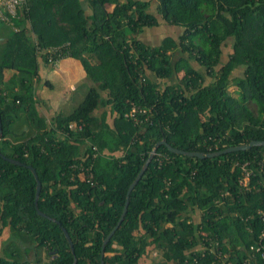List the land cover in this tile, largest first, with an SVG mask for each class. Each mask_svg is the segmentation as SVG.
<instances>
[{"label":"trees","instance_id":"trees-1","mask_svg":"<svg viewBox=\"0 0 264 264\" xmlns=\"http://www.w3.org/2000/svg\"><path fill=\"white\" fill-rule=\"evenodd\" d=\"M0 22V264H101L161 138L203 152L264 139V0H24ZM163 22L174 34L140 36ZM64 56L91 85L48 122L34 80ZM27 164L38 208L56 220L38 213ZM260 208L264 145L198 157L159 144L103 262L143 264L152 244L162 264H264Z\"/></svg>","mask_w":264,"mask_h":264},{"label":"crops","instance_id":"crops-1","mask_svg":"<svg viewBox=\"0 0 264 264\" xmlns=\"http://www.w3.org/2000/svg\"><path fill=\"white\" fill-rule=\"evenodd\" d=\"M0 22V49L4 45L5 42V34L7 31V26ZM13 73L12 69H9L7 72V77L11 76ZM39 76L40 79L34 80V90H35V96H36V104L39 109V111L45 116L46 120L48 122L51 121V117L58 111H63L62 107L63 105H60L57 102V94L60 92H63L65 90H57V93L54 95V93H48L49 95H45V97H40L44 91V87H41V90L38 92L37 85L42 84L43 82L41 80L48 79L53 81L52 78H59L60 83L58 85L64 86V88H73L75 87V84L79 82L81 79H86V72L83 68L82 63L79 59L72 57V56H64L60 58V60L53 65L49 66L46 65L43 62H40L39 67ZM52 83V82H51ZM53 85V84H52ZM16 89H19V85L15 86ZM51 94V95H50ZM47 104V105H46ZM47 106V108H46ZM23 113V112H22ZM24 126V129H26L25 125V115L23 113V118L19 119V127L16 128V136L19 137L21 135V127ZM27 130V129H26ZM33 130H28V133L32 132ZM8 231L6 229L3 230V232L0 234V244L5 241L8 238Z\"/></svg>","mask_w":264,"mask_h":264},{"label":"rangeland","instance_id":"rangeland-1","mask_svg":"<svg viewBox=\"0 0 264 264\" xmlns=\"http://www.w3.org/2000/svg\"><path fill=\"white\" fill-rule=\"evenodd\" d=\"M113 3H109L107 4V9H112L113 7ZM177 28H173L172 26H166V23L163 22L162 25H158V26H154V27H149V28H145L144 30H142V32L140 33V36L142 38H144L146 41L151 42V43H158L162 40L163 37H165L166 35H172V33L174 34L175 30ZM180 53L178 51H176V53L174 54V58H177L178 55ZM181 73V72H179ZM8 76V75H7ZM8 78V77H7ZM53 81L52 82V86H48L43 80H42V84H38L37 85V90L38 92L41 90V87H44V91L42 92L43 94L40 95V97H45V95H49L48 93H54V95L57 93V90H65L63 92H60L57 94V102L62 107V110L64 113H67L69 111H71L84 97L85 93L87 92L89 86L91 85V83L87 80V79H81L79 82H77L75 84V87L73 88H64V86H60L58 85V83H60V79L59 78H52ZM173 80H176L175 78ZM235 86L231 85L229 87V90L231 92H233ZM11 91V90H10ZM51 95V94H50ZM47 105V104H46ZM253 106V104H252ZM38 108V107H37ZM47 108V106H46ZM23 118V113L20 112L19 117L15 119L13 127H19V119ZM15 132L16 129H15ZM148 251H147V255L141 257V262L143 264H162L163 259L160 257V252L156 249H154L152 247V244L149 245L148 247Z\"/></svg>","mask_w":264,"mask_h":264},{"label":"water","instance_id":"water-1","mask_svg":"<svg viewBox=\"0 0 264 264\" xmlns=\"http://www.w3.org/2000/svg\"><path fill=\"white\" fill-rule=\"evenodd\" d=\"M1 133H2V124H1V117H0V137H1ZM159 144H165L170 150L174 151V152H178V153H183L186 155H190V156H198V157H203V156H214V155H218L221 153H225V152H229V151H234V150H240V149H247L252 145H264V139H251L248 142H244V143H240V144H235V145H230L227 147H224L222 149L219 150H215V151H209V152H203L200 150H185V149H181V148H177L172 146L165 138H161L158 141H156L148 155V157L146 158V160L144 161L142 167L140 168L139 172L136 174L135 178L132 180V182L129 184L127 191H126V199H125V203H124V207L123 210L121 212V215L117 221V223L115 224V226L110 230V232L106 235V237L103 239L102 241V248H101V264H104L103 262V255H104V247L106 242L109 240V238L111 237V235L113 234V232L115 231V229L118 227V225L120 224V222L122 221L125 212L127 210V206H128V201H129V194L132 190V188L134 187V185L137 183V181L140 179L142 173L144 172L145 168L147 167L149 161L151 160L152 156L154 155L156 148ZM2 156L6 159H8L9 161H12L14 163L17 164H25L23 161L18 160V159H14L11 157H6L5 155L2 154ZM27 166L32 170L35 179H36V189H35V197H34V204L37 208L38 213L45 215L47 217L52 218L53 220H56L54 217H51L49 215H47L46 213H44L43 211H41L38 208L37 205V200H38V196L40 193V189H41V181L38 178L36 169L34 166H32L31 164H27ZM62 230L69 242V246L73 252V241L72 238L68 232V230L62 225ZM77 258L76 256H74V259L72 261V264H76Z\"/></svg>","mask_w":264,"mask_h":264},{"label":"built area","instance_id":"built-area-1","mask_svg":"<svg viewBox=\"0 0 264 264\" xmlns=\"http://www.w3.org/2000/svg\"><path fill=\"white\" fill-rule=\"evenodd\" d=\"M23 1L24 0H0V18L7 20L9 14H14L16 6L22 3ZM59 60L60 58L55 59L54 64H56ZM244 165L245 163L242 164V166L244 167V174L242 178H240V182L243 184H246L248 177H249L250 170L247 169ZM257 214L261 215L264 218V209H261V208L258 209ZM263 238H264V229L260 232V241H259L260 246L258 247L264 248V241H262ZM262 253H264V251H262Z\"/></svg>","mask_w":264,"mask_h":264}]
</instances>
